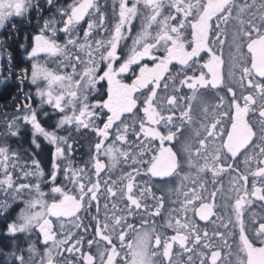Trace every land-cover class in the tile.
I'll list each match as a JSON object with an SVG mask.
<instances>
[{"label": "snow or ice", "instance_id": "6c2138e0", "mask_svg": "<svg viewBox=\"0 0 264 264\" xmlns=\"http://www.w3.org/2000/svg\"><path fill=\"white\" fill-rule=\"evenodd\" d=\"M43 5L47 10L56 6L55 0H0V28L10 25L15 30L12 20H28L35 13L42 23L31 37L30 51H25L33 61L41 54L57 61V70L38 62L31 65L41 107L34 108L27 94L15 113L4 117L5 140L18 136L21 125H30L32 144L40 148L37 140L42 136L54 151L47 173L52 187L45 193L41 190L45 171L35 153L30 154V163H21L18 151L0 144V191L13 201L29 194L17 217L6 224V234L14 241L27 235L29 256L16 243L13 251L0 249V264H35L33 257L39 252L31 241L34 231L44 244L39 264H233L222 256L221 245L228 249V257L234 256V264H264V0H118V12L114 0L116 23L111 29L97 0H71L49 17L43 16ZM137 18L140 31L123 52L121 42ZM189 30L191 40L185 36ZM101 33L106 35L97 38ZM226 44L232 50L227 84ZM160 49L163 54H153ZM145 57L153 61L152 67L141 64ZM7 60L9 67L0 65V70L10 77L11 53ZM174 61L180 69L172 73L169 66ZM134 66L139 67L138 74L125 82L124 75ZM69 67L70 72L59 70ZM28 72L19 70L21 83ZM101 82H106V90L97 87ZM221 86L226 94L217 96L215 106L203 105L206 122L193 129V102ZM185 88L192 95H182ZM43 105L59 113L51 129L41 123ZM72 128L96 137L82 166L73 159ZM186 130L191 135L181 142ZM122 163L130 171L117 179L110 175L101 179ZM21 173L24 180L32 177L36 182H21ZM182 173L180 186L168 189L177 206L167 209L165 217V195H156L152 180L163 183ZM208 173L213 177L212 191L202 179ZM61 174L66 184L57 183ZM223 174L232 175L235 193L234 203L224 206L232 212L227 219L217 215L216 204L217 178ZM49 194L50 201L45 198ZM118 194L119 202H111ZM257 203L261 211L246 217L245 210ZM9 207L7 199L0 202V210ZM93 208L95 214L86 224L81 212L91 213ZM157 217L164 220L160 226ZM213 217L220 223L211 234L196 223L198 218L215 224ZM52 218L60 221L59 229ZM65 221L78 231H65Z\"/></svg>", "mask_w": 264, "mask_h": 264}, {"label": "trees", "instance_id": "16d2710c", "mask_svg": "<svg viewBox=\"0 0 264 264\" xmlns=\"http://www.w3.org/2000/svg\"><path fill=\"white\" fill-rule=\"evenodd\" d=\"M70 2L71 0H55L56 6L51 8V10H47L48 6L43 5L46 9V11L43 13V16L49 17L54 15L58 7L67 5ZM116 2V11L118 12V0H116ZM97 3L100 6L101 11L104 12L105 16H111L110 22H107V27L111 29L116 23V18L113 14L114 0H97ZM56 19L59 20L60 17L57 15ZM40 23H42V21L38 23V17L35 13H33L30 15L28 20H21L19 18L15 19L13 24L17 25V29L14 30L9 25V27L4 28L0 34V48L2 53H4V55L0 58V65H3L4 68H8L9 62L7 60V54L11 53L13 57L11 64L13 75L9 77L8 72L2 70L4 79L5 77L8 78L5 79L7 81L0 86V131L2 130V127H4L2 119L5 117V114L11 116L13 113H15L16 105L24 102L25 95L31 94L32 106H36L35 104L38 105V100L36 98L37 96L35 95L36 89L30 79L32 59L28 57L25 48L30 51L31 37L38 31ZM84 27H86V23L84 25L82 23V28ZM100 35L106 34L101 33L97 36V38H100ZM21 45H24V47H21ZM21 68L29 69L28 76L27 78L23 79L22 83L19 76V70ZM70 69L71 68L69 67L66 69V71H69ZM98 87L101 89V91L104 90L103 85H98ZM35 108H37V106ZM45 113H47V116H45ZM58 118L59 113L57 111L43 106V110L40 113V120L45 128L51 129L55 125ZM30 129V125L21 127L20 134L17 137H11L10 139H7L9 140V143L5 142L7 140H5L3 134H0V144L2 142L7 143L14 151L18 150L21 157L20 162L22 163L23 161L25 162L31 160L30 154L35 153V158L40 161L41 166H43V169L48 173L51 168L53 152L52 145L45 140L38 138L39 140H37V142L40 144V148H36L32 144L33 137L31 135L32 132ZM80 139H83L82 135H80ZM77 151L78 152L76 153H80V148ZM12 220L13 218H11L9 213L8 215L5 214L3 218H0V249H2L5 253L13 251L14 244L16 243H18L19 247L22 248V245L25 244L24 241L28 239L27 236H23V234H21L18 235L17 239L14 241L12 237L6 234V224ZM2 260L3 257L0 256V261Z\"/></svg>", "mask_w": 264, "mask_h": 264}, {"label": "flooded vegetation", "instance_id": "af4514ba", "mask_svg": "<svg viewBox=\"0 0 264 264\" xmlns=\"http://www.w3.org/2000/svg\"><path fill=\"white\" fill-rule=\"evenodd\" d=\"M185 36L187 37L188 40H191V36H190V30L185 32ZM231 52L232 50L229 48V46L226 44L223 48V59L225 61V64H224V73H225V83H229L230 81L227 79V75H228V72L230 70V67H231V60H230V56H231ZM154 55H161L163 54V49H160L159 51H156L153 53ZM202 55H204V53H202ZM206 58V57H205ZM141 64H150V65H153V61L148 58V57H145L143 61H141ZM169 69L172 73H175L177 72L179 69H180V65L177 63V62H173L172 65L169 66ZM139 72V67H136L134 66L132 71L130 73H127L124 75V80L125 82H130V80L134 77V74H138ZM167 75V74H166ZM239 75V73H237V76ZM182 95H186V96H190L192 95V93L187 89H183ZM226 94V89L221 86V88L217 91V90H213V91H209V92H206V93H202L199 97L201 96H208L209 98V104L210 106H215V104L217 103V96L218 95H225ZM198 97V98H199ZM202 103H200V99H197L196 101L193 102V117H195L197 119V126L195 127H198L201 123L203 122H206V119L204 117V114L202 112ZM212 113H209V116H211ZM255 120V117H253V121ZM193 142H195V140L193 139ZM89 156L90 154H80V155H74L73 159L75 161V163L77 165H84V163L86 161H88L89 159ZM147 159V157H145ZM105 162L107 163V160H105ZM243 156L240 157V166L243 167ZM131 163V162H129ZM124 171H130V168L128 166V164H121L117 169H115L114 171H112L111 173H108V172H105L102 174L101 176V179H107L109 177V175L111 176L112 179H117L121 174L122 172ZM185 171H187V169H185ZM184 175V173L181 174V176H177L171 180H168L167 182H161L159 179H154L152 180V183L154 184V187H153V191L156 193L157 196L161 195L162 193H168V190L165 189V187L167 185H171L173 183V185H179L181 184V178L182 176ZM202 179L204 181H207V188H208V191H212L213 190V183H212V180H213V177L211 175V173H208L207 175H204L202 176ZM143 180H148V177H143ZM231 180H232V175L231 174H223L221 175L220 177L217 178V183H216V188H219L220 191L218 192V195L216 197V204H217V215H223L225 217V219L228 218L229 215H232V212L230 211L229 208H226L224 207L226 204H230V203H234V198H235V193L231 191ZM143 181H141L142 183ZM183 183L187 186H190L191 184V181L190 180H185L183 181ZM250 183H251V178H250ZM174 188H178L177 186H175ZM164 194L165 195V200H166V205H165V217L167 216V209H171V208H174L176 207L177 205L171 203V201H173L174 199V196L172 195H169V194ZM105 193L101 192V200H100V203H101V214L103 215V204L105 202ZM207 195V194H205ZM231 198V200L229 199ZM120 200V197H119V194L117 195V198L115 201H111V202H119ZM148 203L151 204L152 201L151 199L149 198L148 200ZM110 206H111V203H110ZM120 207H123V204L120 203L119 204ZM261 211V208L259 206V203L255 204V206L251 207L250 209H246L245 212H246V217L248 216H251V214L253 212H256V213H259ZM95 214V208H93L91 210V213H87V212H84L82 210L81 212V217L82 219L84 220V222L87 224L89 223L90 221V215H93ZM213 220H216L215 217L212 218ZM130 222L132 223H139V220L138 218H130ZM155 222L158 226L162 225L164 223V220L160 217H157L155 219ZM196 223L199 225V227L201 229H205L207 228L209 233L211 234L212 231L216 230L217 227L219 226V221L216 220V223L215 224H212V223H209V222H205V221H200L198 218H196ZM65 226L66 227V230L65 231H68V230H73L72 227H71V224H69L67 221H65ZM161 231H164L166 232L167 235H172L173 232L171 229H160ZM220 231H224V229L220 228L219 229ZM75 231V230H74ZM90 238V237H89ZM228 243L231 244L232 243V240L229 239L228 240ZM101 247H103V245H101ZM222 247V256L224 257L225 260H228V259H231L233 260V264H234V256L233 257H228L227 256V253H228V249L226 247H223V245H221ZM179 249L178 248H174V251H178ZM93 253L95 254L96 252V248L94 247L92 249ZM199 251V249L197 250ZM69 254L66 253V256H68ZM123 255V253H122ZM70 257V256H68ZM186 259V257H184Z\"/></svg>", "mask_w": 264, "mask_h": 264}, {"label": "rangeland", "instance_id": "374dc122", "mask_svg": "<svg viewBox=\"0 0 264 264\" xmlns=\"http://www.w3.org/2000/svg\"><path fill=\"white\" fill-rule=\"evenodd\" d=\"M165 3H167V0H165ZM110 18H111V16H109V15H108V17L106 16V21L107 22H110ZM14 21L15 20H12L11 23H13ZM82 23H83V25L85 24V22H82ZM140 28H141V20H140V18H137L132 23L130 35L128 36V38L126 40H123L121 42V49L123 50V52H127L128 51V48L131 47L132 39L135 38V35H136L137 32L140 31ZM3 30H4V28H0V34H1V32ZM0 53H2L1 48H0ZM2 54L4 55V53H2ZM3 55H0V58ZM34 62H38L41 65H46L51 70H57V61L54 58L47 57L45 54H41L40 57L38 58V61H33L32 60V64ZM147 65L149 67H152L153 66V65H150V64H147ZM59 70L60 71H65L66 69H59ZM70 71H71V69L68 72H70ZM6 81L7 80H5L4 77H3V75H2V70H0V86L2 84H4ZM100 85H103V89L106 90V87H107L106 82H101ZM34 86H35V89H36L37 88V85H34ZM39 86L44 87L45 85L43 84V82H40L39 83ZM170 93H171V89H169V93L168 94H170ZM93 95H95V93ZM160 95L161 96H164L165 93L161 92ZM36 98L38 100V105L37 104H35V105L37 106V108H40L41 105H40L39 97H36ZM197 99H200V103H202V105L209 104V98H208V96H201V97H199ZM90 100H91V97H90ZM36 106H33V107L35 108ZM43 106L46 107V108H49V109L51 108V106H49V105H43ZM193 120L195 121V123L192 125V128L195 129L196 128L195 126H197V119L195 117H193ZM2 122L4 123V118L2 119ZM98 123H99V121H98ZM23 126H25V125H21V127H23ZM69 127H71V126H69ZM30 131L32 132V129H30ZM71 131H72V136L74 137V141H70V142H74V147H75V151L73 153V157H74V155H80V154H82V155L87 154L88 155V154H90V150H91L93 144L96 142V137L94 136V134L91 133L90 131H86V130H83V129L80 130L79 132H77L74 128H72ZM4 132H5V127H2V130L0 131V134H3ZM59 134L60 135H67L68 133H66L64 131H60ZM31 135H32V133H31ZM80 135L83 136V139L82 140L80 139ZM190 135H191V131L190 130H186L185 133H184V137H181V142H183V140H184L185 137H189ZM15 137H17V136H15ZM39 139L44 140V138L42 136L39 137ZM5 142L9 143V140H7ZM190 142L195 143V142H193V139ZM1 144H4V143L2 142ZM176 147L179 148L180 147V144L178 143L176 145ZM52 148H53V151H54V146L53 145H52ZM79 148H80L81 152L80 153H76V152H78L77 150ZM16 151H18V150H16ZM27 162L30 163L31 160H28ZM23 163H24V161H23ZM42 168H43V166H42ZM16 172L19 173V169H16ZM20 175H21V182H24V183H35L36 182L35 178L29 177L27 180H24L22 178V173ZM193 175H195V173H193ZM202 176H204V175H202ZM57 183L58 184H62V185L67 183L64 180V177H63L62 174L58 176ZM175 186L179 187V185H176V184L173 185V183H172L171 185H167L165 187V189L168 190L170 188H174ZM51 187H52V184L48 181L47 172L45 171V177L43 178V181L41 183V190L44 191L45 193H49ZM68 187H71V185H68ZM165 193H166V191H165ZM165 193H163V194H165ZM166 194H169V193H166ZM205 194H207V193H205ZM172 196H174L173 199L176 200V196L175 195H172ZM28 198H29V194L27 192H25L23 194L22 198H18L17 200L13 201L11 199V196L10 195H7L6 196V194L4 192L0 191V202H3V201H5L7 199L8 202H9V204H10V207L8 208V210L6 212L3 211V210H0V218H3L5 214L8 215V213H9V215L11 216V218H13V220H14L17 217V214L20 212V210L24 207V204H23L22 200H26ZM45 198L50 201L52 197L49 194ZM10 213H12V214H10ZM52 219H53V225H54V227L56 229H59L60 221H57L55 218H52ZM66 227L67 226H65L64 230H66ZM74 230L75 229H73V231ZM75 231H78V230H75ZM23 236H27V235H23ZM31 241H34L36 243V248L38 249L39 254L35 255L33 257V259L35 261V264H39L40 256L44 252V244H43L42 236L38 238L37 232L34 231L31 234ZM27 247H28V244L27 243H25L24 245H22V248L25 249L24 255H25L26 258H28V256H29V253L26 250ZM68 256H66V253H65V258L71 259V257H68ZM61 264H63V262H61Z\"/></svg>", "mask_w": 264, "mask_h": 264}]
</instances>
